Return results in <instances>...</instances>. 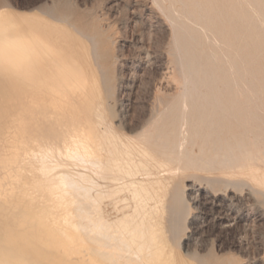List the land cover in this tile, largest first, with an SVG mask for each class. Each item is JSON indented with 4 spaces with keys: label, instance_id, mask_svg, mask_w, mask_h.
<instances>
[{
    "label": "bare ground",
    "instance_id": "1",
    "mask_svg": "<svg viewBox=\"0 0 264 264\" xmlns=\"http://www.w3.org/2000/svg\"><path fill=\"white\" fill-rule=\"evenodd\" d=\"M154 1L181 86L135 134L115 124L91 33L37 10L0 28V264H180L164 226L168 191L185 199L180 174L264 197L261 80L245 32L221 28L264 5Z\"/></svg>",
    "mask_w": 264,
    "mask_h": 264
},
{
    "label": "rangeland",
    "instance_id": "2",
    "mask_svg": "<svg viewBox=\"0 0 264 264\" xmlns=\"http://www.w3.org/2000/svg\"><path fill=\"white\" fill-rule=\"evenodd\" d=\"M215 1L225 7L227 0ZM228 1L242 6L240 0ZM260 2L264 5V0ZM36 10L66 18L74 27L91 33L99 51V62L110 81L106 102L117 116L115 124L126 133L141 131L152 120L160 103L178 94L181 77L172 50L173 28L154 0H0V28L11 20V15L22 17L31 11L37 13ZM2 11L4 14L1 15ZM246 14L247 24L231 9L228 24L221 28L245 32L250 44L246 65L250 77L261 80L259 84L264 92V17L250 6ZM231 91L241 92V88ZM260 102L264 106V100ZM184 174L189 179L180 174L178 181L185 180L179 182V188L186 202L184 199L185 204L182 202L181 207L177 206L173 201V189H170L166 212L171 203L174 209L165 212V216L170 214L166 216L168 221L175 220L172 223L164 220L165 230L171 234L165 233L169 237H166L168 245L169 241L177 244L171 250L179 261L188 264H264V197L254 194L249 187L214 188L192 177L193 173ZM200 175L217 176L215 173ZM171 214L175 217L178 214L177 218ZM170 224L180 226V230H175V225L169 227ZM40 238L36 241L38 245L34 239L31 242L42 248ZM174 241L180 242V247ZM177 246L181 250L176 249ZM180 254H185V259L189 257L185 261Z\"/></svg>",
    "mask_w": 264,
    "mask_h": 264
}]
</instances>
